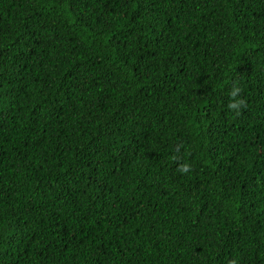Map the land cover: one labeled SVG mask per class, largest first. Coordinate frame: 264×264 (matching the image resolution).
<instances>
[{
    "label": "trees",
    "instance_id": "16d2710c",
    "mask_svg": "<svg viewBox=\"0 0 264 264\" xmlns=\"http://www.w3.org/2000/svg\"><path fill=\"white\" fill-rule=\"evenodd\" d=\"M0 264H264V0H0Z\"/></svg>",
    "mask_w": 264,
    "mask_h": 264
},
{
    "label": "clouds",
    "instance_id": "9594fccd",
    "mask_svg": "<svg viewBox=\"0 0 264 264\" xmlns=\"http://www.w3.org/2000/svg\"><path fill=\"white\" fill-rule=\"evenodd\" d=\"M241 89L239 87H233L230 91V103L227 107L234 111L237 115L240 114L241 110L245 107L246 101L240 96ZM182 173H188L190 171V166L185 164L180 168Z\"/></svg>",
    "mask_w": 264,
    "mask_h": 264
}]
</instances>
